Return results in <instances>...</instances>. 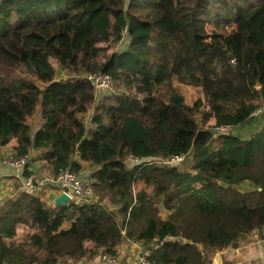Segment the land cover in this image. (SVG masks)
Here are the masks:
<instances>
[{"label": "trees", "instance_id": "trees-1", "mask_svg": "<svg viewBox=\"0 0 264 264\" xmlns=\"http://www.w3.org/2000/svg\"><path fill=\"white\" fill-rule=\"evenodd\" d=\"M99 73L117 95L96 100L84 76ZM178 85L203 97L190 105ZM262 102L264 0H1L0 148L39 152L53 175L89 165L98 199L6 200L0 264L118 258L128 241L152 248V264L238 249L264 231V129L250 140L215 130Z\"/></svg>", "mask_w": 264, "mask_h": 264}, {"label": "built area", "instance_id": "built-area-1", "mask_svg": "<svg viewBox=\"0 0 264 264\" xmlns=\"http://www.w3.org/2000/svg\"><path fill=\"white\" fill-rule=\"evenodd\" d=\"M1 1V0H0ZM234 63V61H232ZM87 82H89L95 90L96 100H100L106 96L117 95V90L114 86V81L111 76L99 73L89 74L84 76ZM264 112V103L253 114V116L260 115ZM89 118H86L85 125H89ZM235 128L230 126L218 127L215 132L220 135H232ZM175 160L182 161L183 158H177ZM171 160L169 162L175 161ZM32 157L30 155L24 157H18L15 154H8L1 159L2 165L13 172L18 184L21 186L23 192L31 195H41L46 190L50 189L59 194L67 195L75 205H93L96 203V198L93 190L91 189L89 182L82 178L80 175L75 174L70 169L60 171L58 174H44L33 173L30 171ZM167 162L166 164H169ZM28 173V174H27ZM27 174V176H26ZM167 241H172L174 238L167 237ZM156 248L157 246H152ZM152 254V248H143L139 251L135 259L127 264H152L150 257ZM101 264H119L118 258H114L109 255H104L101 258Z\"/></svg>", "mask_w": 264, "mask_h": 264}, {"label": "crops", "instance_id": "crops-1", "mask_svg": "<svg viewBox=\"0 0 264 264\" xmlns=\"http://www.w3.org/2000/svg\"><path fill=\"white\" fill-rule=\"evenodd\" d=\"M60 79V78H59ZM263 119V120H262ZM264 116L258 118L252 116L245 124L242 126H238L235 128V136L239 138L245 136H251L258 134L262 129H264ZM248 140V139H245ZM11 146L1 147L0 148V204L4 203L8 199L14 198L17 194L13 192V182L18 183L13 176V172L5 168L2 163L1 159L4 158L6 155L11 154L12 152ZM32 157L30 171L33 173H38L40 175L44 174H52V172L45 166V164L39 159L40 153L37 151H33L30 155ZM13 192V193H12ZM43 201L46 202L49 206L54 207V200L59 197V194L54 192L53 190H46L43 194ZM69 225H66V228ZM244 247L252 248L257 246V248H264V231L262 232H255L247 241L246 244H243ZM143 248H146L141 243H133V242H126L124 243L118 251V260L119 264H123L124 262L127 264L131 262L133 259L136 258L139 251ZM264 252V250H263ZM101 258L90 262L86 259L81 260L79 262H72L68 261L61 264H101Z\"/></svg>", "mask_w": 264, "mask_h": 264}, {"label": "rangeland", "instance_id": "rangeland-1", "mask_svg": "<svg viewBox=\"0 0 264 264\" xmlns=\"http://www.w3.org/2000/svg\"><path fill=\"white\" fill-rule=\"evenodd\" d=\"M58 78H68V75L65 72H63L61 69H58ZM178 88L180 89V91L184 95L186 101L190 105H192L199 98L203 97L202 91L198 88L184 86V85H178ZM118 92L119 91L117 90V93ZM263 103L264 102H262L260 107L263 105ZM257 116H258V118L261 116H264V112L260 115H257ZM257 116H255V117H257ZM263 123H264V121H263ZM30 125H31L33 133H35L41 127L42 122H41L40 114H36L34 116V118L30 121ZM232 135H235V130L232 133ZM253 137H254V134L251 136H245V137H241V138L250 140ZM10 151L13 152L12 150H10ZM127 164L129 167H131L135 163L133 160L130 159V160H128ZM190 164H191V159H190V157H188V158H185V160L183 162L175 160V161L169 162L168 165L187 167ZM93 171H94V168L90 167L89 165H84L83 170L79 175L82 178H84L86 181L89 182V177ZM248 189H250V185L247 183L238 188V190L241 192H245ZM13 192L16 193L17 195H20L23 193L21 186L16 182L15 183L13 182ZM95 198L98 199L96 196H95ZM110 209H112V211H115L114 208L110 207ZM160 211H161L162 218H166V212L162 209V207H161ZM246 243H247V241L243 244H246ZM243 244H240V247L238 249H228L227 251L223 252L222 253L223 263H227V264H264V252H263L264 248L259 249V248H257V246L252 247V248H248V247H244ZM208 259L212 260V264H213L214 256L212 254L208 255ZM123 264H126V263L124 262Z\"/></svg>", "mask_w": 264, "mask_h": 264}, {"label": "water", "instance_id": "water-1", "mask_svg": "<svg viewBox=\"0 0 264 264\" xmlns=\"http://www.w3.org/2000/svg\"><path fill=\"white\" fill-rule=\"evenodd\" d=\"M71 199L65 195L62 194L58 198L54 200V208H60V207H66L68 204H70ZM50 205V204H49ZM213 264H223V256L222 253L218 252L214 256Z\"/></svg>", "mask_w": 264, "mask_h": 264}]
</instances>
